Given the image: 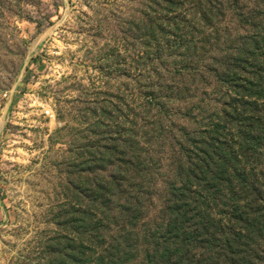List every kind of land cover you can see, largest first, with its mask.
<instances>
[{"label":"rangeland","instance_id":"rangeland-1","mask_svg":"<svg viewBox=\"0 0 264 264\" xmlns=\"http://www.w3.org/2000/svg\"><path fill=\"white\" fill-rule=\"evenodd\" d=\"M232 1L224 0V19L207 31L210 45L220 38L225 52L252 33L240 15L264 19V0ZM197 2L205 3L0 0V264L94 261V194L101 174H114L106 162L127 153L133 124L163 136L146 224L158 217L171 156L159 126L178 140L180 129L205 124L197 111L186 116L185 97L169 104L167 121L156 111L148 116L142 95L158 77L180 86L175 67L193 59L194 18L206 11ZM208 83L191 105L202 92L209 104L216 87Z\"/></svg>","mask_w":264,"mask_h":264},{"label":"trees","instance_id":"trees-1","mask_svg":"<svg viewBox=\"0 0 264 264\" xmlns=\"http://www.w3.org/2000/svg\"><path fill=\"white\" fill-rule=\"evenodd\" d=\"M204 1L197 2L206 11L194 18L193 59L174 70L180 86L158 77L142 97L148 116L156 111L166 121L169 104L187 98L186 116L197 111L205 125L197 132L180 129L178 140L159 126L171 156L161 211L150 225L163 136L150 125H132L125 156L106 162L114 174H101L94 261L82 264H264V19L255 11L240 15L252 33L225 52L220 38L210 45L207 32L224 19V0ZM208 82L216 87L209 104L202 92L198 107L191 105Z\"/></svg>","mask_w":264,"mask_h":264}]
</instances>
